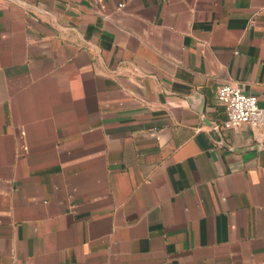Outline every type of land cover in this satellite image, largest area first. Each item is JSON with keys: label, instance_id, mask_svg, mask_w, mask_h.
<instances>
[{"label": "crops", "instance_id": "obj_1", "mask_svg": "<svg viewBox=\"0 0 264 264\" xmlns=\"http://www.w3.org/2000/svg\"><path fill=\"white\" fill-rule=\"evenodd\" d=\"M222 85L264 107V0H0V264H264Z\"/></svg>", "mask_w": 264, "mask_h": 264}, {"label": "built area", "instance_id": "obj_2", "mask_svg": "<svg viewBox=\"0 0 264 264\" xmlns=\"http://www.w3.org/2000/svg\"><path fill=\"white\" fill-rule=\"evenodd\" d=\"M216 100L224 109L225 120L214 130H235L248 125L264 131V107L259 106L256 97L244 94L237 85H222L217 89Z\"/></svg>", "mask_w": 264, "mask_h": 264}, {"label": "water", "instance_id": "obj_3", "mask_svg": "<svg viewBox=\"0 0 264 264\" xmlns=\"http://www.w3.org/2000/svg\"><path fill=\"white\" fill-rule=\"evenodd\" d=\"M212 126H213V128L216 126V124H212ZM216 131H218V130H216ZM219 132V131H218Z\"/></svg>", "mask_w": 264, "mask_h": 264}]
</instances>
